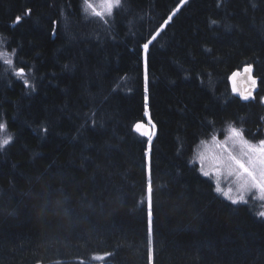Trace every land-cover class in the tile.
I'll return each instance as SVG.
<instances>
[{"label": "trees", "instance_id": "1", "mask_svg": "<svg viewBox=\"0 0 264 264\" xmlns=\"http://www.w3.org/2000/svg\"><path fill=\"white\" fill-rule=\"evenodd\" d=\"M0 52V264H264L260 210L195 162L216 132L264 124V0H121L103 19L0 0Z\"/></svg>", "mask_w": 264, "mask_h": 264}, {"label": "rangeland", "instance_id": "2", "mask_svg": "<svg viewBox=\"0 0 264 264\" xmlns=\"http://www.w3.org/2000/svg\"><path fill=\"white\" fill-rule=\"evenodd\" d=\"M89 2L96 7L97 11H104V8L101 5V0H89ZM115 8L116 7L112 8L111 13ZM86 11L89 12L90 15L94 16L91 9H87ZM107 15L109 14L105 11L104 16ZM147 50L145 51L147 52ZM147 116L149 118V113H147ZM149 119V137L152 142L155 136V128L153 127L152 121ZM229 126L240 129L242 131L243 140L247 141L249 144L256 145L261 140H264V124L260 131L253 132L252 136H247L243 126H241L240 124H233ZM229 126L220 132H216L211 136V138L204 140L203 143H201L197 147L195 153V162L202 173H209L208 177H210L214 181L215 185L218 181L223 189L227 190L228 188H231L232 191L230 195L233 198H238L240 195H243L244 199L247 200L248 203L254 206L256 205L258 210L264 211V207H262V205H264V200L254 198L259 195L257 190L252 189L250 191H245L239 189L240 181L237 180L236 173L241 172V170L234 161L228 159V155L230 152L232 156H235L240 161V163L245 164V166L249 168L255 167L257 170H259V153L253 155L252 159L250 160L249 155L251 154L247 153L246 145H244L239 138L230 136ZM214 137L215 139H213ZM225 148H227L228 151H225ZM148 155L150 156V153H148ZM229 165H231V167H229ZM222 196L225 197L224 195ZM229 201L232 202L231 200Z\"/></svg>", "mask_w": 264, "mask_h": 264}, {"label": "snow or ice", "instance_id": "3", "mask_svg": "<svg viewBox=\"0 0 264 264\" xmlns=\"http://www.w3.org/2000/svg\"><path fill=\"white\" fill-rule=\"evenodd\" d=\"M86 10L91 9L92 13L101 19L104 18V12L106 11L109 15L111 14V10L113 7H118L121 4V0H101V5L104 8V11H97L96 7L89 2V0H84ZM182 3H187V0H182ZM174 14V13H173ZM17 22H19L20 17H17ZM168 19H171V17H168ZM215 23V21H213ZM159 33H156L158 35ZM152 39H155V36L152 37ZM151 41H149L150 43ZM145 50L148 48V43L144 44L143 46ZM14 54V53H13ZM0 59L4 61V63L8 64L10 67L12 66V60L9 58V54L6 52H0ZM245 71H250V66L245 68ZM14 74L17 76H24V70L23 68H20L18 70L14 71ZM25 86H28L27 79L24 80ZM253 84H255V80H253ZM244 99H248V97H244ZM140 125H137V129H139ZM6 129V125L3 123H0V132H3ZM229 134L232 137L239 138L244 145H246L247 153L251 154L249 155V159H252V156L256 153H259L260 159H259V170H257L255 167L249 168L245 166V164L240 163V161L235 157L232 156V154L229 152L228 159L231 161H234L236 165H238L241 172H237V180L240 181L239 183V189L250 191L252 189H255L258 191L259 195L254 197L255 199L264 200V140H261L258 144L253 145L249 144L247 141L243 140L242 131L240 129L234 128L232 126H229ZM215 139V137L213 138ZM11 142V136H7L0 140V149L5 147ZM203 143V142H202ZM225 151H228L227 148L224 149ZM231 167V165H229ZM205 176H208V172H203ZM231 174V173H230ZM148 198H149V234H151V193H152V187L151 183L148 184ZM216 191L222 195H224L227 199L231 200L233 204L243 202L245 204L248 203L247 200L244 199L243 195H240L238 198H233L230 193L232 191L231 188H228L227 190L223 189L219 182L217 181L216 184ZM264 207V205H262ZM257 215L264 217V211H260L257 213Z\"/></svg>", "mask_w": 264, "mask_h": 264}, {"label": "water", "instance_id": "4", "mask_svg": "<svg viewBox=\"0 0 264 264\" xmlns=\"http://www.w3.org/2000/svg\"><path fill=\"white\" fill-rule=\"evenodd\" d=\"M245 68L236 71L231 75L230 85L237 98L243 102H250L255 98V95L259 91L260 80L255 76L254 68L252 66H250V71H245ZM253 80H255V84H253ZM244 97H248V99H244ZM137 125H140L139 129H137ZM137 125L135 126L136 132L142 136L148 134L149 127L147 124L141 122Z\"/></svg>", "mask_w": 264, "mask_h": 264}]
</instances>
